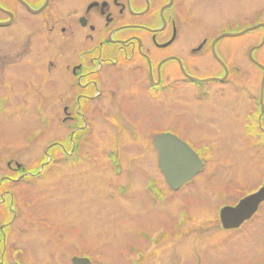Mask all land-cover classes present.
<instances>
[{"label":"flooded vegetation","instance_id":"obj_1","mask_svg":"<svg viewBox=\"0 0 264 264\" xmlns=\"http://www.w3.org/2000/svg\"><path fill=\"white\" fill-rule=\"evenodd\" d=\"M250 2L220 0L214 13L204 8L208 0H0V29L8 31L0 34V42L7 44L5 49L0 47V60L8 59L11 67L18 61L46 64L44 73L51 76L55 89L48 91L59 97L47 104L61 109L62 123L75 132L81 122L117 127L122 122L156 123L159 116L169 115L172 120L168 127L148 133L152 146L158 135L174 134L199 154L203 166L178 190L172 189L165 178L163 184L154 175L145 178L154 179L143 187L149 200L155 208L164 204L161 219L171 218L174 212L182 214L176 228L188 223L187 231L181 233L191 236L201 230L197 237L205 239L216 229L227 236L241 233L244 226L260 218L262 230L260 226L249 228L263 239L264 196L253 216L240 227L225 228L221 220L224 207H235L264 190V7L254 11L246 6L244 9L251 11L247 18L226 14L236 6L241 11L242 3ZM194 83L199 87H190ZM178 96L201 100L204 105L192 109L189 103L179 102ZM142 99L147 100L153 118L141 117ZM109 110L124 112L128 117L109 116ZM181 120L202 127L201 133L189 129V137L179 133L174 124ZM200 136L206 139L201 137L199 141ZM227 137L235 141L232 145L237 153L243 150L248 154L258 181L243 193L236 194L220 181L215 183L221 175L215 176L214 170L206 167L207 162L211 164L214 142ZM195 141L206 143L193 147L191 142ZM8 169L15 170L12 174L16 175L15 167ZM202 175L207 180L196 183ZM191 187L203 191L207 201L174 205L176 194ZM235 195L241 196L231 199ZM0 216L1 241L14 232V218L11 210L2 208ZM160 237L146 249H151L149 256L162 240L170 238L166 232ZM21 250L13 251L15 261ZM143 251L138 264L149 258ZM258 261L253 264H264V248Z\"/></svg>","mask_w":264,"mask_h":264},{"label":"rangeland","instance_id":"obj_2","mask_svg":"<svg viewBox=\"0 0 264 264\" xmlns=\"http://www.w3.org/2000/svg\"><path fill=\"white\" fill-rule=\"evenodd\" d=\"M208 2L205 10L215 13L220 0ZM246 6L258 11L264 7V0H251L248 5L242 3L241 11H237L236 6V10H229L226 14L247 18L251 11L244 9ZM7 32L0 29L1 35ZM0 47L5 49L6 42H0ZM1 60L0 209L11 210L14 232L11 230V236L0 241V263L70 264L69 259L74 256L87 255L92 264H138L142 250L149 256L151 249H146L158 243L163 232L170 238L162 240L144 264L260 262L261 249L264 248L263 231H260L263 239L258 233H252L250 225L231 236L218 229L214 232L217 235L213 233L208 237L207 234L205 239L197 237L201 230L188 236L181 233L187 231L188 223L176 228L183 215L174 212L171 218L165 216L161 219L164 204L161 202L155 208L143 191L148 175L165 182L157 168V155L148 133L154 128L168 127L172 120L169 115H165L167 118L159 116L161 119L156 123L144 121L128 125L122 122V126L117 127L81 122L75 132L72 127L62 125L63 111L56 105L47 104L55 103L57 97L48 91L55 89L50 83L51 76L44 73L46 64L18 61L11 67L8 59ZM178 100L189 103L196 110L204 105L201 100H184L179 96ZM146 102V99L141 100V117L151 119L153 113ZM108 113L115 118L128 117L115 110ZM174 125L185 136L189 134L188 129L202 131V127L191 121L181 120ZM201 137L199 141L206 139ZM199 141L191 144L197 147L206 143ZM234 142L229 137L214 142L211 164L207 162L206 167L210 172L214 170L215 176L221 175L219 180L213 179L215 183L220 181L238 194L250 190L258 181L251 171L248 154L243 150L237 153L232 145ZM107 151L114 153L118 160L117 173L107 160ZM11 160L16 176L12 174L15 170L6 166ZM24 172L28 174L17 179L18 174ZM205 179L207 177L202 175L195 182ZM219 188L226 189L225 186ZM192 189L178 192L174 205L207 201L203 191ZM235 196L231 199L241 195ZM258 220L261 222L258 218L250 227L260 226ZM259 228L262 230L261 226ZM15 249H22L17 253L16 261Z\"/></svg>","mask_w":264,"mask_h":264},{"label":"water","instance_id":"obj_3","mask_svg":"<svg viewBox=\"0 0 264 264\" xmlns=\"http://www.w3.org/2000/svg\"><path fill=\"white\" fill-rule=\"evenodd\" d=\"M166 136H170L172 139L169 140V137ZM155 143L163 151L160 155V166L173 187H179L199 171L202 165L201 161L190 147L180 139L168 134L165 137H157ZM263 192L264 190L245 198L237 207L224 208L222 211L224 226L227 228L238 227L243 221L253 216L252 214L263 199ZM74 262L75 264L90 263L89 260L81 258H75Z\"/></svg>","mask_w":264,"mask_h":264}]
</instances>
